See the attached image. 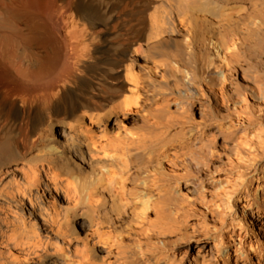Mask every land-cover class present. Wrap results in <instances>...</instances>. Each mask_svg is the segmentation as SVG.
Masks as SVG:
<instances>
[{
    "label": "bare ground",
    "instance_id": "obj_1",
    "mask_svg": "<svg viewBox=\"0 0 264 264\" xmlns=\"http://www.w3.org/2000/svg\"><path fill=\"white\" fill-rule=\"evenodd\" d=\"M0 264H264V0H0Z\"/></svg>",
    "mask_w": 264,
    "mask_h": 264
},
{
    "label": "rangeland",
    "instance_id": "obj_2",
    "mask_svg": "<svg viewBox=\"0 0 264 264\" xmlns=\"http://www.w3.org/2000/svg\"><path fill=\"white\" fill-rule=\"evenodd\" d=\"M135 120H136L135 116L128 118V120L125 119L126 123H131L132 121L134 122ZM197 248H198V245H191L189 243L184 242V244L182 243L181 245H179V247L177 249L178 250L177 253L180 256L182 255L183 257H185V255L188 257H191V256L196 254V252L198 250ZM98 253L99 254L96 253L97 256L100 257V255H101V257H103L106 260L105 254L103 252H101V248H98Z\"/></svg>",
    "mask_w": 264,
    "mask_h": 264
}]
</instances>
